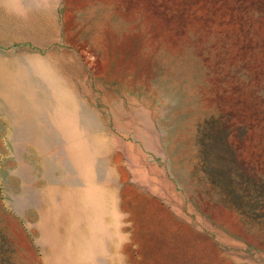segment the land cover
I'll list each match as a JSON object with an SVG mask.
<instances>
[{
  "label": "rangeland",
  "instance_id": "1",
  "mask_svg": "<svg viewBox=\"0 0 264 264\" xmlns=\"http://www.w3.org/2000/svg\"><path fill=\"white\" fill-rule=\"evenodd\" d=\"M0 264H264V0H0Z\"/></svg>",
  "mask_w": 264,
  "mask_h": 264
}]
</instances>
